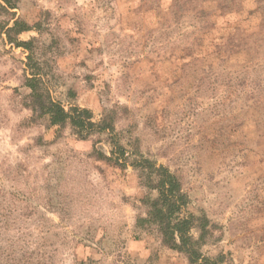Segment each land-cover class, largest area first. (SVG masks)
I'll return each instance as SVG.
<instances>
[{"label":"rangeland","instance_id":"obj_1","mask_svg":"<svg viewBox=\"0 0 264 264\" xmlns=\"http://www.w3.org/2000/svg\"><path fill=\"white\" fill-rule=\"evenodd\" d=\"M10 2L0 0V264H199L140 220L157 197L133 167L141 155L181 180L207 223L204 256L264 264V0ZM17 18L52 97L93 121L108 114L114 133L83 137L30 109L28 50L3 33Z\"/></svg>","mask_w":264,"mask_h":264},{"label":"trees","instance_id":"obj_2","mask_svg":"<svg viewBox=\"0 0 264 264\" xmlns=\"http://www.w3.org/2000/svg\"><path fill=\"white\" fill-rule=\"evenodd\" d=\"M4 1L9 8L15 7L10 0ZM2 7L5 6L2 5ZM3 29V33L10 42H15L17 46L28 50L26 64L30 72L25 76V83L31 90L29 107L35 114L44 117L48 125L65 126L69 124L77 134L83 137L93 130L114 133L113 119L108 114L99 121H93L88 109L79 106L66 109L52 97L45 86L46 74L34 54L33 41L19 38V34L29 30L24 21L17 18L11 26L8 23ZM113 144L114 159L120 164L127 163L125 146L120 144L119 140L113 141ZM132 164L133 167L141 170L145 185L157 192V197L150 201L149 216L140 220L156 225L165 245L184 252L192 263L222 264L221 255L211 258L200 252L201 240L205 237L207 223L188 210L189 198L181 180L164 165H157L143 155L134 159ZM197 221L200 222L196 224ZM194 228L201 230L199 236L193 234Z\"/></svg>","mask_w":264,"mask_h":264}]
</instances>
